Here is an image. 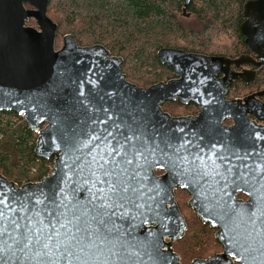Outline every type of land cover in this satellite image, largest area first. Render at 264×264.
Wrapping results in <instances>:
<instances>
[{
  "label": "water",
  "instance_id": "95a60500",
  "mask_svg": "<svg viewBox=\"0 0 264 264\" xmlns=\"http://www.w3.org/2000/svg\"><path fill=\"white\" fill-rule=\"evenodd\" d=\"M49 1L0 0V112L20 115L38 133L35 153L53 161L52 171L39 181L20 185L0 173L6 229L0 258L8 264H182L174 250L188 229L175 200V190L182 188L191 194L189 205L203 222L220 228L216 237L225 249L191 264H232L235 255L242 264H264V127L248 119L223 126L227 116H247L236 114L237 105L226 97L232 84L229 71L211 81L226 59L164 47L158 57L174 66L179 78L140 86L127 79L123 58L102 44L82 46L66 34L56 48L58 25L47 13ZM26 2L34 8H26ZM243 14L249 19L241 26L246 43L264 60V0H249ZM31 17L37 26L27 25ZM248 73L255 77V71L233 77ZM197 81L205 84L202 95L189 97V90L198 89ZM224 81L229 86L223 87ZM178 98L198 103V117L174 118L164 111L166 100ZM254 99L256 94L245 101ZM252 112L264 120V107ZM101 160L115 162L118 167H107L116 173L118 187L132 189L108 200L113 208L105 213L113 215H101L99 202L91 199L108 187L96 182L102 178ZM156 169L165 173L158 176ZM241 170L246 171L242 184L233 181ZM225 171L231 176L220 173ZM239 192L249 199H238ZM153 209L163 213L154 217ZM73 210L86 214L81 227L89 236L67 255L55 243L47 250L16 243L33 225H49L50 213L67 223L64 217L71 219ZM155 222L157 227H148ZM74 223L69 225L73 232ZM237 226L238 235L233 231ZM150 234L157 246L143 251L138 237L149 242ZM164 237H171L167 250L161 249Z\"/></svg>",
  "mask_w": 264,
  "mask_h": 264
},
{
  "label": "trees",
  "instance_id": "16d2710c",
  "mask_svg": "<svg viewBox=\"0 0 264 264\" xmlns=\"http://www.w3.org/2000/svg\"><path fill=\"white\" fill-rule=\"evenodd\" d=\"M248 1L200 0L197 13L205 20L202 24L209 31L205 34L197 25H183L177 19L175 9L181 8V0H50L47 13L58 25L56 48L66 34H72L82 46L102 44L113 55L123 57V72L129 81L150 86L172 75L157 58L163 47L186 41L194 47L211 48L218 33L224 40L233 39L232 49H239L243 44L239 20ZM210 18L217 21L208 22ZM209 48L200 50L210 52ZM262 79L264 71L256 82ZM37 137L16 112H0V173L20 185L47 176L53 161L35 153ZM185 194L180 191L179 200ZM191 215L194 219L189 220L185 236L175 244L183 264L207 257L215 249L212 229Z\"/></svg>",
  "mask_w": 264,
  "mask_h": 264
},
{
  "label": "flooded vegetation",
  "instance_id": "af4514ba",
  "mask_svg": "<svg viewBox=\"0 0 264 264\" xmlns=\"http://www.w3.org/2000/svg\"><path fill=\"white\" fill-rule=\"evenodd\" d=\"M181 2H182L181 8H176L175 9V12H176V15H177V19L183 25L184 24L185 25H190V24L197 25L199 32L201 31L203 34H205L206 32H209L208 30H206V28L202 24L203 23L202 21L204 19L202 20V17H200V15L197 13V11L199 9V5H200V0H190L189 4L187 6L185 5V0H181ZM180 5H181V3H180ZM25 6L28 9L34 8V6H32L28 2L25 3ZM243 11H244V8H243ZM195 14H197V15H195ZM213 20H214L213 18H210L208 20V22L215 23L217 21V20H214L215 21L214 22ZM248 20H249L248 17H246L245 15L242 17V19L239 20L240 31H241V34L243 36L242 37L243 44H242L241 47H239V49H237V48L236 49H232V48H235L233 46L235 44L233 39L228 37L229 39H225L224 40V38L219 37L218 33H215L213 45L211 46V48H209V46H197V47H194V46L188 44V42H186V41H181L179 44L175 43L174 45L166 46V47L181 49V50H183L186 53H195V54H202V55L214 56V57H224L226 59V61H223L221 63V65H219V68H218L219 74L218 75H214V77H212V76L210 77L211 81H212V79H213V81H215V80H219L220 81L222 78L226 77L225 70L229 71L230 72L229 76H231L230 78L232 79V84H231V86H230V88H229V90L227 92L226 97H227L228 100L234 101V104L237 105L234 108V112H236V114L237 113H239V114L246 113L247 116H227L223 120V126H225V127L235 126L237 124V121L240 120V119H243V120L244 119H248V121H251V122L254 121L258 126L264 127V120L263 119H259L252 112V110L260 111L261 108L264 107V80L262 79L260 82H256L258 74L260 72L264 71V60H263V58L259 57L256 52L252 51L250 46L246 43V36L242 33L241 26H242L243 23H246ZM255 24H256V22H255ZM27 25L37 26V21L34 18L31 17V18H29L27 20ZM221 45L227 46V48H223L224 50H221V48H219V46H221ZM202 48H209L210 52H205L203 50H200ZM158 51H157V58H158L159 62L164 67L170 68L171 72H172V75L170 77L164 78V79H162V80H160V81H158L156 83H159V82H162V81L163 82H168L170 80L179 78L176 75V70H175L174 66L168 65L166 63H162L161 62V60L158 57ZM116 56H118V55H116ZM239 57L240 58L244 57L245 60H248V61H245L243 63H239V62L235 63L234 61H232V60H235V59H237ZM213 64H214V62H212V65ZM213 70H215V68H213ZM245 71H255V77L253 79H251L252 75L250 73L246 74V78H243L241 76H237L235 78L233 77L234 75H237V74L245 72ZM202 82L203 81H197V82L194 83L195 85L198 84L197 85L198 89L195 90V91L189 90L187 92L189 97L192 94H195V93L199 94L200 96L202 95V91L204 90V87H205V84L200 86V84ZM153 84H155V83H153ZM224 86H229V82L228 81H224L223 87ZM209 88H211V87H209ZM259 92H263V94L262 95H257V93H259ZM253 94H256V100L254 99L250 103H247L245 101V98L250 96V95H253ZM188 100H189L188 103L182 102L180 98H178L177 100H166L162 104V108L164 109V111H166L167 113L171 114L172 115L171 117H174V118H178V117H198L196 115H198L200 113L202 108L194 100H192V99H188ZM238 100H241L242 102H240L238 104ZM219 117H221V116H219ZM155 173H156V175L160 176V175L165 173V170L156 169ZM220 173L221 174H227V175L231 176L230 172H226L225 171V173L224 172H220ZM244 176H246V171L241 170V171H239L238 174L236 173L234 175V177H233L234 180L233 181H238V179H239V181L242 184V180L244 179ZM248 178H250V174L247 175V179ZM217 179L220 180V178H217ZM222 180L223 181H228L227 176H226V178L225 177L222 178ZM230 181H232V180L230 179L229 182ZM180 191H184L186 193L185 195L188 196V200L184 201L183 203L180 202L181 198H180V200L178 198V193ZM237 197H238V199H242V200H248L249 199V195H247L244 192H239ZM190 198H191V194L186 189L179 188V189L175 190V200H176V202H177V204L179 206V209H180L182 215L186 219L188 228H189V220L190 219H192V220L194 219L193 216L191 215V214H193L194 216H196L199 219V221L203 225H207L209 228L212 229V233L214 235L213 242L215 244V249L213 250L214 252L211 253L210 255H208L207 257L212 256V255H216L218 253H222L225 250L224 249V245L216 237V233L220 230V228L217 227V226H212L210 221L203 222L202 218L199 215H197L195 213V211L193 210V208L189 205ZM170 207H171V204H168V208H170ZM157 208L158 207H156V209ZM157 211H159V210H154L152 212V215L154 217H156V215L159 214V213H163V212H161L162 210L160 212H157ZM167 215L168 214L163 215V216H167ZM158 225H159V223L155 222L154 224L148 225V227L152 226V227L155 228ZM231 227H232V225H231ZM233 229H234L233 230L234 233L236 235H238L239 234L238 233V226L233 228ZM146 234L148 235V233H146ZM138 239L143 242V245H142V250L143 251L147 250L148 248H152L154 246H157V244L155 242H153V241L156 240V238L153 237L151 234H150V237H149V242H147V238L144 237L143 235L139 236ZM170 241H171V237H164V242H165L164 244L165 245H162L161 249L162 250H167V246H168L167 243H169ZM176 242L174 243V250H175ZM239 249H240L239 252L242 253L241 248H239ZM207 257H204V258H207ZM180 258H181V256H180ZM195 259H197V258H195ZM232 264H242V263L239 260V258H237L236 255H235L234 258H232Z\"/></svg>",
  "mask_w": 264,
  "mask_h": 264
},
{
  "label": "snow or ice",
  "instance_id": "6c2138e0",
  "mask_svg": "<svg viewBox=\"0 0 264 264\" xmlns=\"http://www.w3.org/2000/svg\"><path fill=\"white\" fill-rule=\"evenodd\" d=\"M111 155V153L109 154ZM131 163V161H127ZM112 165L113 168L118 167L115 162L110 160H101L99 163L98 171L101 173L102 178H97V183L101 185H107V190L104 187H101L95 195L91 197L92 200L98 201L97 210L101 215H113L114 213L108 212L105 213L106 209L113 208L112 204L108 203V200L112 196H119L120 193L125 195L132 191L128 187H118L116 180L114 179L116 173L108 169V165ZM52 218L49 220V225H44L41 221L37 225H33L28 229L23 240H17L16 243L23 244V247L28 248L33 245L40 246L42 245L44 249H49L53 243L56 244L57 248H63L65 250V255L68 254L69 250L74 244H77L80 240L86 239L89 236L86 228H82L81 224L86 220V214L80 215L75 210L72 212V218L68 219L66 216L64 219L67 220V223H60L61 217H57L54 214H49ZM98 217H93L95 221ZM76 231L73 232L69 225L73 224ZM101 225L104 224V221H100ZM57 224H59V229H57ZM14 227L19 228L18 224H15ZM6 229L4 228V216L3 212H0V240L3 239ZM83 232V236L78 234ZM3 247H0V257L3 255ZM0 264H8L7 261L0 258Z\"/></svg>",
  "mask_w": 264,
  "mask_h": 264
},
{
  "label": "rangeland",
  "instance_id": "374dc122",
  "mask_svg": "<svg viewBox=\"0 0 264 264\" xmlns=\"http://www.w3.org/2000/svg\"><path fill=\"white\" fill-rule=\"evenodd\" d=\"M50 16V15H49ZM188 200V196L187 195H182L181 196V200H180V202H184V201H187Z\"/></svg>",
  "mask_w": 264,
  "mask_h": 264
}]
</instances>
